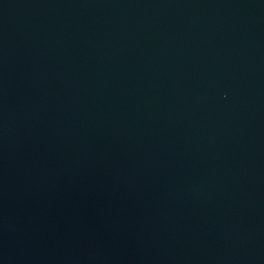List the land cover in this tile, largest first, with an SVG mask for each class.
<instances>
[{"label": "water", "instance_id": "obj_1", "mask_svg": "<svg viewBox=\"0 0 264 264\" xmlns=\"http://www.w3.org/2000/svg\"><path fill=\"white\" fill-rule=\"evenodd\" d=\"M0 264H264V0H0Z\"/></svg>", "mask_w": 264, "mask_h": 264}]
</instances>
